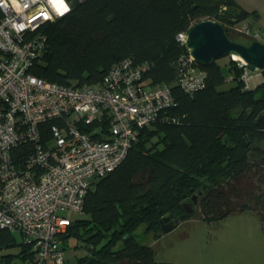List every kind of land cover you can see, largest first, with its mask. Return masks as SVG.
<instances>
[{
  "label": "trees",
  "instance_id": "1",
  "mask_svg": "<svg viewBox=\"0 0 264 264\" xmlns=\"http://www.w3.org/2000/svg\"><path fill=\"white\" fill-rule=\"evenodd\" d=\"M249 16L258 19L256 11L234 0H71L67 13L35 29L45 40L28 71L38 77L96 84L114 62L130 57L149 64L147 83H167L174 96L173 105L138 128L124 159L93 179L83 216L70 218L57 233L63 253L70 235L86 248L69 264H175L157 261L154 248L139 242L135 230L141 226L157 238L164 216L175 226L196 207L205 221L257 211L264 231V68L261 80L246 86L243 67L228 54L225 73L216 59L195 63L204 76L192 93L177 82L185 66L181 57L188 54L178 32L213 18L229 36L259 39L234 26ZM225 79L232 85L219 88ZM193 195L196 202L187 213L182 203ZM14 234L0 228V249L15 248L0 253V263L32 264L34 249Z\"/></svg>",
  "mask_w": 264,
  "mask_h": 264
},
{
  "label": "built area",
  "instance_id": "2",
  "mask_svg": "<svg viewBox=\"0 0 264 264\" xmlns=\"http://www.w3.org/2000/svg\"><path fill=\"white\" fill-rule=\"evenodd\" d=\"M70 2L0 0V228L31 244L32 264H63L57 233L70 222L64 211H81L93 179L114 169L138 128L174 104L170 85L147 83L149 64L130 57L96 84L63 85L29 72L45 40L35 29L67 13ZM186 35L180 31L177 39L184 44ZM230 56L249 86L250 70ZM181 60L177 82L192 93L204 72L189 53Z\"/></svg>",
  "mask_w": 264,
  "mask_h": 264
},
{
  "label": "rangeland",
  "instance_id": "3",
  "mask_svg": "<svg viewBox=\"0 0 264 264\" xmlns=\"http://www.w3.org/2000/svg\"><path fill=\"white\" fill-rule=\"evenodd\" d=\"M247 25L246 21L234 24L236 27ZM260 38L264 40L262 36ZM216 61L225 73V63L229 61V56L222 55ZM253 71L259 73L260 70ZM232 83V80L225 79L218 87L226 89ZM196 208L188 219L177 221L175 226L162 231L157 238L150 232H144L139 226L135 230L137 240L154 248L157 261L175 264H264V231L257 211L246 210L231 213L219 220L205 221ZM64 213L70 218L83 216L82 209L66 210ZM14 235L17 241L21 239L19 233L15 232ZM82 242L74 235L62 242L65 263H76L77 257L86 253ZM14 250L12 247L2 248L0 253ZM17 262L15 260L12 263Z\"/></svg>",
  "mask_w": 264,
  "mask_h": 264
},
{
  "label": "water",
  "instance_id": "4",
  "mask_svg": "<svg viewBox=\"0 0 264 264\" xmlns=\"http://www.w3.org/2000/svg\"><path fill=\"white\" fill-rule=\"evenodd\" d=\"M184 45L199 65H208L222 55H237L248 70L264 68V42L258 38L244 35L229 36L223 24L213 18H203L194 22L187 30ZM196 202V196H192L191 202H183L185 212L193 211L192 203ZM171 216L166 215L161 219L163 231L173 227Z\"/></svg>",
  "mask_w": 264,
  "mask_h": 264
},
{
  "label": "crops",
  "instance_id": "5",
  "mask_svg": "<svg viewBox=\"0 0 264 264\" xmlns=\"http://www.w3.org/2000/svg\"><path fill=\"white\" fill-rule=\"evenodd\" d=\"M239 6L247 11H256L258 13V19L254 20L252 17L245 18L242 22L246 21V23L252 27V29L256 30L260 37L264 38V0H234ZM259 73L251 72L249 86H254L261 80V72Z\"/></svg>",
  "mask_w": 264,
  "mask_h": 264
},
{
  "label": "bare ground",
  "instance_id": "6",
  "mask_svg": "<svg viewBox=\"0 0 264 264\" xmlns=\"http://www.w3.org/2000/svg\"><path fill=\"white\" fill-rule=\"evenodd\" d=\"M233 57H235L236 59H240L237 55H233Z\"/></svg>",
  "mask_w": 264,
  "mask_h": 264
}]
</instances>
